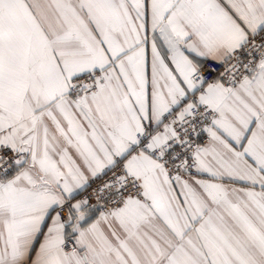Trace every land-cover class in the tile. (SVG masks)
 <instances>
[{
	"label": "snow or ice",
	"instance_id": "1",
	"mask_svg": "<svg viewBox=\"0 0 264 264\" xmlns=\"http://www.w3.org/2000/svg\"><path fill=\"white\" fill-rule=\"evenodd\" d=\"M0 264H264V0H0Z\"/></svg>",
	"mask_w": 264,
	"mask_h": 264
}]
</instances>
